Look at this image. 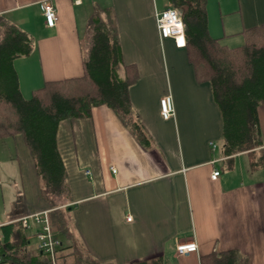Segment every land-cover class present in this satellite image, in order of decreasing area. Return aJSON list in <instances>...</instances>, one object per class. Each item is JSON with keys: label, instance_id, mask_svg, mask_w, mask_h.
Returning a JSON list of instances; mask_svg holds the SVG:
<instances>
[{"label": "crops", "instance_id": "crops-1", "mask_svg": "<svg viewBox=\"0 0 264 264\" xmlns=\"http://www.w3.org/2000/svg\"><path fill=\"white\" fill-rule=\"evenodd\" d=\"M43 1L0 0V19L35 40L33 53L14 63L26 99L47 81L83 75L81 39L95 6L112 9L123 63L139 74L129 96L144 142L107 106L64 120L57 131L72 230L82 249L102 264L158 255L201 264L202 256L232 249L249 264H264V165L252 169L248 151L224 155L223 119L210 84L197 79L186 47L160 36L157 13L166 0H49L57 12L54 27L46 24ZM207 10L210 35L230 48L244 44L245 31L264 25V0H208ZM166 97L174 110L167 119ZM259 122L262 146L254 151L264 155V104ZM7 140L18 154L27 216L50 211L23 134ZM190 242L197 252L177 251V244Z\"/></svg>", "mask_w": 264, "mask_h": 264}, {"label": "trees", "instance_id": "trees-1", "mask_svg": "<svg viewBox=\"0 0 264 264\" xmlns=\"http://www.w3.org/2000/svg\"><path fill=\"white\" fill-rule=\"evenodd\" d=\"M177 9L185 25L186 48L196 77L207 82L223 119L226 157L248 151L252 169L264 165L259 107L264 104V25L243 33L244 44L230 48L209 33L208 0H166ZM83 70L80 77L47 81L26 99L20 88L15 61L31 55L35 40L16 24L0 19V140L23 134L34 159L42 199L50 206L49 221L59 240L54 261L39 246L36 233L18 221L22 212L0 223V264H102L77 243L72 230V210L67 172L57 145L62 121L91 117L95 107L111 108L138 140L146 139L133 110L129 89L139 74L122 60L116 22L111 8L96 7L81 39ZM231 161V160H230ZM201 264H249L239 250L213 251ZM128 264H179L162 255Z\"/></svg>", "mask_w": 264, "mask_h": 264}, {"label": "built area", "instance_id": "built-area-1", "mask_svg": "<svg viewBox=\"0 0 264 264\" xmlns=\"http://www.w3.org/2000/svg\"><path fill=\"white\" fill-rule=\"evenodd\" d=\"M41 5L47 26L54 27L57 21L55 7L49 3V0H44ZM157 26L162 38H173L178 48L186 47L185 25L181 13L177 9L166 8L157 13ZM181 38L185 41L183 45L180 43ZM161 111L166 119L174 114L173 104L170 97L161 100ZM213 147L215 148V145ZM219 176V171H215L212 174L213 179H217ZM131 220L132 218H128V221ZM18 221L25 230L36 233L39 248L43 252L49 254L54 261L55 253L60 242L53 235L49 221V211L23 216ZM197 250L198 245L195 242L177 244V251L180 254L193 253L197 252Z\"/></svg>", "mask_w": 264, "mask_h": 264}, {"label": "rangeland", "instance_id": "rangeland-1", "mask_svg": "<svg viewBox=\"0 0 264 264\" xmlns=\"http://www.w3.org/2000/svg\"><path fill=\"white\" fill-rule=\"evenodd\" d=\"M86 21L84 17L81 30H84ZM19 167L18 154L12 143L7 139L0 140V222L9 220L15 214L16 200L22 189ZM220 167L224 170L223 164ZM37 243V238H34L32 245Z\"/></svg>", "mask_w": 264, "mask_h": 264}, {"label": "clouds", "instance_id": "clouds-1", "mask_svg": "<svg viewBox=\"0 0 264 264\" xmlns=\"http://www.w3.org/2000/svg\"><path fill=\"white\" fill-rule=\"evenodd\" d=\"M182 39V38H181ZM183 40V39H182ZM185 43V41L183 40V43H181V45H183Z\"/></svg>", "mask_w": 264, "mask_h": 264}, {"label": "snow or ice", "instance_id": "snow-or-ice-1", "mask_svg": "<svg viewBox=\"0 0 264 264\" xmlns=\"http://www.w3.org/2000/svg\"><path fill=\"white\" fill-rule=\"evenodd\" d=\"M180 43H183V40L182 39L180 40Z\"/></svg>", "mask_w": 264, "mask_h": 264}]
</instances>
